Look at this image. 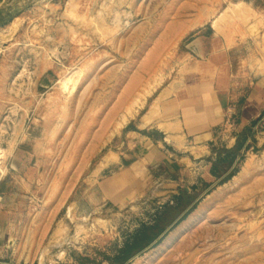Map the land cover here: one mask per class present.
Instances as JSON below:
<instances>
[{
  "label": "rangeland",
  "instance_id": "rangeland-1",
  "mask_svg": "<svg viewBox=\"0 0 264 264\" xmlns=\"http://www.w3.org/2000/svg\"><path fill=\"white\" fill-rule=\"evenodd\" d=\"M213 20L220 34L264 44V0H0L4 262L264 264V147L188 214L189 204L166 210V191L97 205L83 185L131 119L157 112L188 31ZM155 225L161 243L124 262Z\"/></svg>",
  "mask_w": 264,
  "mask_h": 264
},
{
  "label": "crops",
  "instance_id": "crops-1",
  "mask_svg": "<svg viewBox=\"0 0 264 264\" xmlns=\"http://www.w3.org/2000/svg\"><path fill=\"white\" fill-rule=\"evenodd\" d=\"M214 23L188 31L157 112L131 119L83 177L97 205L119 206L156 189L172 196L167 206L189 204L188 213L246 153L264 147V44L220 34ZM3 232L0 225V243Z\"/></svg>",
  "mask_w": 264,
  "mask_h": 264
},
{
  "label": "trees",
  "instance_id": "trees-1",
  "mask_svg": "<svg viewBox=\"0 0 264 264\" xmlns=\"http://www.w3.org/2000/svg\"><path fill=\"white\" fill-rule=\"evenodd\" d=\"M235 171L232 172L230 175H228L220 183V185H224V184L228 183L230 180H232L234 178V176H235ZM166 210H169L171 214H173V212L177 211V209H173L170 206H168L166 208ZM191 211H192V209L188 213H190ZM186 215H184V217H182L178 223L184 221ZM173 221H175V218H174ZM164 233H165V228H161L160 225H155V226H152V227H146L145 229L140 231L137 234V236H135V239L132 241V243H129L126 246L125 250L122 251L123 261L124 262L129 261L135 255H137V254L141 253L143 250L149 248L154 243H155L154 246L159 245L161 243V241L163 240V238L166 236L165 235L163 238H161V236Z\"/></svg>",
  "mask_w": 264,
  "mask_h": 264
},
{
  "label": "bare ground",
  "instance_id": "bare-ground-1",
  "mask_svg": "<svg viewBox=\"0 0 264 264\" xmlns=\"http://www.w3.org/2000/svg\"><path fill=\"white\" fill-rule=\"evenodd\" d=\"M242 171H245V170H242ZM236 178V177H235ZM235 182H236V179H235Z\"/></svg>",
  "mask_w": 264,
  "mask_h": 264
}]
</instances>
